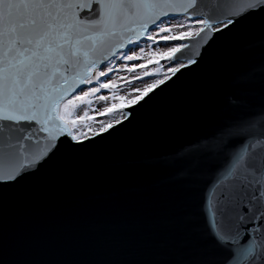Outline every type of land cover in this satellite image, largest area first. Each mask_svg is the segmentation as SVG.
<instances>
[{
	"label": "snow or ice",
	"instance_id": "snow-or-ice-1",
	"mask_svg": "<svg viewBox=\"0 0 264 264\" xmlns=\"http://www.w3.org/2000/svg\"><path fill=\"white\" fill-rule=\"evenodd\" d=\"M236 42L243 46L219 54ZM142 44L167 51L138 63ZM257 51L264 66V0H0V264H264ZM161 59L166 73L135 90L132 110H118L122 119L89 115L94 100L124 101L102 95L116 88L111 73L139 68L160 77L148 66ZM119 60L125 64L117 69ZM190 97L198 98L196 111L187 108ZM178 128L190 138L158 153L154 167H195L211 177L196 244L161 226L150 205L115 201L81 202L74 242L61 252H41L7 227L11 207L79 199L82 162L97 137L135 143ZM89 217L97 222L80 227Z\"/></svg>",
	"mask_w": 264,
	"mask_h": 264
},
{
	"label": "water",
	"instance_id": "water-1",
	"mask_svg": "<svg viewBox=\"0 0 264 264\" xmlns=\"http://www.w3.org/2000/svg\"><path fill=\"white\" fill-rule=\"evenodd\" d=\"M240 42L221 51L230 54ZM186 53L180 59L186 62ZM256 59L257 75L264 71L259 52ZM134 106L124 109L130 112ZM198 98L190 97L187 108L196 111ZM190 138L187 131L178 128L170 136L135 143L115 138L93 145L82 162L83 191L79 199L64 201H31L7 210L6 225L9 230L30 239L41 252H61L74 242L76 224L74 209L81 202L99 204L119 202L123 204H147L154 209L159 224L176 231L182 242L196 244L202 239L206 225L203 214L205 181L211 179L195 167L174 170L155 168L158 153L169 151L180 141ZM87 144L88 142L85 141ZM95 217L80 222V227L96 223Z\"/></svg>",
	"mask_w": 264,
	"mask_h": 264
},
{
	"label": "rangeland",
	"instance_id": "rangeland-1",
	"mask_svg": "<svg viewBox=\"0 0 264 264\" xmlns=\"http://www.w3.org/2000/svg\"><path fill=\"white\" fill-rule=\"evenodd\" d=\"M144 48V60L139 61L138 63H144L148 64V56L150 55L151 52H156V53H161V52H166L167 49L156 46L154 48H150L147 45L142 44L141 45ZM137 53L140 52V49L136 50ZM125 62L123 60H119L115 63V67L118 69L120 66L124 65ZM169 63L166 60L161 59L159 61V65H156L155 63L151 64L148 66V71L150 72H160V77H144L143 71H141L139 68H137L136 72L134 74H129L126 71H116L110 74V79L115 81L116 83V88H114L111 92L109 91H103L102 95L105 96H123L124 101H120L119 99L112 101L109 100L107 103L104 102H97L93 101V103L87 108L89 115L94 117L96 122H104L107 123L109 121H112L115 123L116 119H121L122 115L118 111L119 109H123L127 106L132 105L130 103L131 100L136 98V91L135 90H142L145 84L151 83L154 78H162L163 74L166 73ZM134 76H139L143 77L142 80H137L134 79ZM131 81V83H129ZM112 103H115L116 108L113 109L111 112L106 113L104 115H100V113L103 112V109L105 107H109ZM83 114V110L81 111L80 115ZM95 126V125H93ZM82 131L88 132L89 129L87 128H81ZM98 130V128H97Z\"/></svg>",
	"mask_w": 264,
	"mask_h": 264
},
{
	"label": "bare ground",
	"instance_id": "bare-ground-1",
	"mask_svg": "<svg viewBox=\"0 0 264 264\" xmlns=\"http://www.w3.org/2000/svg\"><path fill=\"white\" fill-rule=\"evenodd\" d=\"M123 118V117H122Z\"/></svg>",
	"mask_w": 264,
	"mask_h": 264
}]
</instances>
